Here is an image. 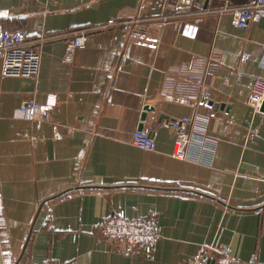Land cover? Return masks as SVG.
Wrapping results in <instances>:
<instances>
[{
  "label": "crops",
  "instance_id": "1",
  "mask_svg": "<svg viewBox=\"0 0 264 264\" xmlns=\"http://www.w3.org/2000/svg\"><path fill=\"white\" fill-rule=\"evenodd\" d=\"M247 1L0 0V32L62 34L43 43L36 80L3 76L0 59V264H188L214 260L210 247L264 264V115L249 102L264 18L244 30L200 13ZM53 97L50 120L15 116ZM184 116L207 121L211 164L174 156L170 122ZM140 125L155 150L133 144ZM112 215L155 216L154 251L106 238Z\"/></svg>",
  "mask_w": 264,
  "mask_h": 264
},
{
  "label": "built area",
  "instance_id": "2",
  "mask_svg": "<svg viewBox=\"0 0 264 264\" xmlns=\"http://www.w3.org/2000/svg\"><path fill=\"white\" fill-rule=\"evenodd\" d=\"M201 14H225L232 17V22L238 28L249 30L255 23L264 18V0H248L245 3L234 5L225 3L218 8H207ZM144 19L138 14L135 19L128 22L129 27H137ZM170 19L165 18L168 23ZM88 30L73 31L74 40L70 44L65 60H73V51L83 46L88 39ZM62 34L31 38L24 29L0 32V59L2 61L3 76L27 77L36 80L41 68L42 45L46 40L60 38ZM247 55L242 56V62ZM197 84L203 86L202 81ZM250 104L264 115V78H257L252 84L249 93ZM56 105V98H50L45 104L37 103L34 99H26L22 107L15 113L16 117L23 119H51V110ZM170 128L175 139L174 156L202 164H211L216 149V140L208 135L207 121L203 124L192 121L184 116L170 122ZM132 142L137 147L147 151L156 148L155 140L150 131L137 129L133 133ZM102 233L110 240H120L126 245L129 253H152L162 236V227L153 215L127 218L122 215H112L102 223ZM215 255L214 260H208L204 252L188 264H239L228 249L210 247ZM248 264H258L256 260Z\"/></svg>",
  "mask_w": 264,
  "mask_h": 264
},
{
  "label": "water",
  "instance_id": "3",
  "mask_svg": "<svg viewBox=\"0 0 264 264\" xmlns=\"http://www.w3.org/2000/svg\"><path fill=\"white\" fill-rule=\"evenodd\" d=\"M206 103H207L209 106L213 107L215 110H217V109L219 108V105L213 103V101H211V100H207ZM222 107H223V105L220 106V108H222ZM153 110H154V108H153L152 106H150V105L145 106V108H144V113H143V116H142L143 119H145V116H146L147 112H149V111H153ZM262 110L264 111V104H263V106H262ZM139 129H143V125H140Z\"/></svg>",
  "mask_w": 264,
  "mask_h": 264
}]
</instances>
